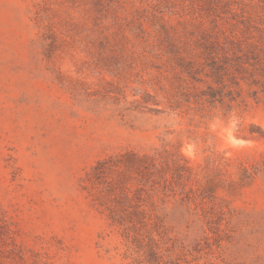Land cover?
<instances>
[{
    "label": "rangeland",
    "instance_id": "obj_1",
    "mask_svg": "<svg viewBox=\"0 0 264 264\" xmlns=\"http://www.w3.org/2000/svg\"><path fill=\"white\" fill-rule=\"evenodd\" d=\"M101 1L102 30L95 0H0V264L144 260L109 217L114 195L88 180L100 160L160 156L177 178L178 164L249 166L264 152V103L202 119L188 95L200 87L168 65L175 47L210 42L264 58V0ZM140 179H126L131 197ZM217 196L159 193L153 239L181 264H264V176Z\"/></svg>",
    "mask_w": 264,
    "mask_h": 264
},
{
    "label": "trees",
    "instance_id": "obj_2",
    "mask_svg": "<svg viewBox=\"0 0 264 264\" xmlns=\"http://www.w3.org/2000/svg\"><path fill=\"white\" fill-rule=\"evenodd\" d=\"M95 5L100 10L98 20L102 30L104 27L100 21L107 17L108 11L101 0H95ZM199 48L198 53H193L175 47L173 65H168L186 88L189 84L200 87H194L195 92L189 93L188 97L193 100L194 110L202 119L219 117L227 122L231 113L242 115L246 112L248 98L264 103V58L260 53H255L254 58L247 54L239 56L214 42H210L209 47L200 44ZM161 158L133 152L110 156L98 161L88 177L91 183L103 186L107 193L114 195L109 217L114 224L123 228L127 239L144 251L145 258L139 264H181L179 259L173 260L162 252V247L151 234L152 226L161 222L160 217L154 215L159 193H179L184 201L196 197L216 200L219 189L232 194L255 181L258 176H264V152L249 166L244 162L234 165L233 160L226 157H221L217 166L207 167V171L204 168L201 172L186 164H178L177 167L181 168V172L177 173L179 180L176 172L168 177L166 172L170 167L162 166ZM233 166L235 171L232 170ZM133 173L138 174L143 185L131 197L129 193L132 192L125 181ZM194 175L197 177V189L189 186ZM186 178L187 181H182ZM142 193L146 208L141 210L138 202ZM136 199L138 202L133 204ZM0 229H4V226L0 225Z\"/></svg>",
    "mask_w": 264,
    "mask_h": 264
}]
</instances>
